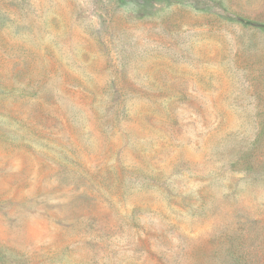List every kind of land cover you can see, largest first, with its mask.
<instances>
[{
	"label": "rangeland",
	"instance_id": "rangeland-1",
	"mask_svg": "<svg viewBox=\"0 0 264 264\" xmlns=\"http://www.w3.org/2000/svg\"><path fill=\"white\" fill-rule=\"evenodd\" d=\"M264 0H0V264H264Z\"/></svg>",
	"mask_w": 264,
	"mask_h": 264
},
{
	"label": "trees",
	"instance_id": "trees-1",
	"mask_svg": "<svg viewBox=\"0 0 264 264\" xmlns=\"http://www.w3.org/2000/svg\"><path fill=\"white\" fill-rule=\"evenodd\" d=\"M261 27L264 29V26L263 25ZM262 168H264V164H263Z\"/></svg>",
	"mask_w": 264,
	"mask_h": 264
}]
</instances>
